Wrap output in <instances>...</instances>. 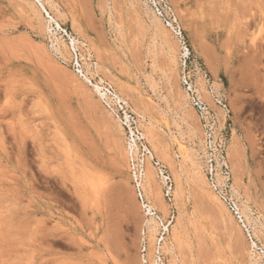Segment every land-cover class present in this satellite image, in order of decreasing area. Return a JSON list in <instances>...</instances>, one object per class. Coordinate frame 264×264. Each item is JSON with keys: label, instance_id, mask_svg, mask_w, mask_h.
Instances as JSON below:
<instances>
[{"label": "rangeland", "instance_id": "rangeland-1", "mask_svg": "<svg viewBox=\"0 0 264 264\" xmlns=\"http://www.w3.org/2000/svg\"><path fill=\"white\" fill-rule=\"evenodd\" d=\"M169 2L187 64L146 0H0V264H143L134 163L162 216L159 167L181 194L167 264H264V0ZM184 75L219 113L210 87L227 100L239 214L200 162L194 176L201 130Z\"/></svg>", "mask_w": 264, "mask_h": 264}, {"label": "built area", "instance_id": "built-area-1", "mask_svg": "<svg viewBox=\"0 0 264 264\" xmlns=\"http://www.w3.org/2000/svg\"><path fill=\"white\" fill-rule=\"evenodd\" d=\"M147 1L176 38L184 63L191 62L192 52L189 40L169 0ZM184 87L188 100L196 110L199 118L201 142L198 156L201 169L211 190L232 212L239 214V208L232 195V170L228 157L230 137L226 128V119L230 110L227 100L223 95L218 94L213 87H210L209 93L213 97L215 105L222 110L221 114L205 100L190 75H184ZM120 107L122 110L125 109L123 104H120ZM124 120H128L126 125H132L131 120H135V117L128 110H125ZM141 136L142 133L139 130L132 131L131 140L135 139L138 144L141 141ZM133 169L137 197L145 216L147 219L154 218L157 222L154 233L147 224L144 225L141 231L139 243L141 261L143 264H167L166 246L170 238L173 218L175 217L173 180L171 176L166 175L167 172L162 167H159L160 173L164 176V197L170 207L168 216L164 217L144 194L142 184L144 182V169L135 163Z\"/></svg>", "mask_w": 264, "mask_h": 264}, {"label": "bare ground", "instance_id": "bare-ground-1", "mask_svg": "<svg viewBox=\"0 0 264 264\" xmlns=\"http://www.w3.org/2000/svg\"><path fill=\"white\" fill-rule=\"evenodd\" d=\"M147 1V0H146ZM149 5V4H148ZM41 7L43 8V10H44V4H43V2L41 3ZM153 10V9H152ZM257 10V9H256ZM255 10V11H256ZM251 12V11H250ZM258 14V13H257ZM156 16V15H155ZM257 17V16H256ZM251 18H252V16H251ZM247 25V24H246ZM56 41H58V40H56ZM55 41V42H56ZM59 43V42H58ZM57 43V44H58ZM74 43H75V40H74ZM78 43V42H77ZM66 44V43H65ZM64 45V44H63ZM74 45V44H73ZM59 47H60V45H58ZM59 47H58V49H59ZM66 47V46H65ZM95 87H96V89H97V91H98V93H100V94H104V92L101 90V86H99V85H95ZM119 98V97H118ZM122 101H120V103H121ZM126 118L128 119V117H127V115H126ZM128 121V120H127ZM143 136H144V134H142ZM174 136V135H173ZM175 138V137H174ZM177 138V137H176ZM176 140V139H175ZM133 141V144H131V146H128V153L130 152V153H132V154H136V152H138L137 151V149H138V145H137V143H136V141H135V139H133L132 140ZM177 142H178V140H177ZM181 144V143H180ZM130 145V144H129ZM179 145V144H178ZM179 147V146H178ZM182 147V146H181ZM180 147V148H181ZM185 147V146H184ZM183 149V148H182ZM184 150V149H183ZM196 150V149H195ZM149 152H151V151H149ZM198 152V151H197ZM129 153V154H130ZM193 153V152H192ZM150 154V153H149ZM152 154V153H151ZM150 154V155H151ZM194 155H195V153H193ZM185 155V154H184ZM194 155H192V156H194ZM189 157V156H188ZM190 157H191V155H190ZM190 159V158H189ZM192 166H193V169H194V176L196 177V174H197V169L198 168H200V165H199V160H198V153H197V157H196V155L192 158ZM201 169V168H200ZM144 172H145V170H144ZM202 172H200V174H201ZM144 174H146V173H144ZM146 176V175H145ZM200 176V175H199ZM202 176V175H201ZM205 178V177H204ZM203 178V181L205 180ZM144 179H145V177H143V181H144ZM195 179V178H194ZM200 179H201V177H200ZM197 181V180H196ZM201 181V180H200ZM207 181V180H206ZM145 182V181H144ZM144 182L142 183L143 184V189H144ZM207 184H208V182H207ZM206 184V185H207ZM180 187V186H179ZM179 187H177V188H179ZM180 190V189H179ZM181 191V190H180ZM235 191V190H234ZM237 191V190H236ZM175 192V191H174ZM213 192V191H212ZM176 193V195L179 197L181 194H180V192L179 191H176L175 192ZM215 193V192H214ZM239 194V193H238ZM235 195V194H234ZM218 197V196H217ZM219 198V197H218ZM243 209V208H242ZM245 209V208H244ZM247 209V208H246ZM246 209H245V211H246ZM248 210V209H247ZM244 211V210H243ZM245 215L246 216H249V215H247L246 213H245ZM251 218V217H250ZM196 220V219H195ZM253 222H255L254 220H253ZM146 224L150 227V229H151V231L154 233V230H155V228H156V225H157V222H156V220L154 219V218H150V219H148V220H146ZM173 227L175 228V225H173ZM174 228H173V230H174ZM175 233H177V232H175ZM177 236H178V238H179V235L177 234ZM176 236V237H177ZM56 238V237H55ZM173 238H174V236H173ZM177 240V239H176ZM170 246V245H169ZM170 249H171V246H170ZM171 252H172V249L170 250ZM177 258V257H176ZM175 258V259H176ZM253 262V261H252Z\"/></svg>", "mask_w": 264, "mask_h": 264}]
</instances>
